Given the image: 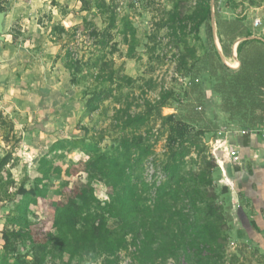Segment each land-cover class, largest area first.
<instances>
[{
	"label": "rangeland",
	"instance_id": "obj_1",
	"mask_svg": "<svg viewBox=\"0 0 264 264\" xmlns=\"http://www.w3.org/2000/svg\"><path fill=\"white\" fill-rule=\"evenodd\" d=\"M0 1L6 13L5 41L0 44V155H13L10 171L17 187L32 186L38 160L54 142L87 136L100 141L103 152L112 153L126 134L116 119L146 114L150 108L149 124L141 132L152 150L143 165L144 179L151 186L165 178L168 127L158 119V109L164 117L174 115L196 132H204L197 137L200 157L192 147L185 159L187 171L198 172L202 157L214 156L220 139L264 129V0H211V21L199 30L195 25L200 0H116L106 14L96 7L100 0H89L87 12L80 0ZM177 2L182 18L173 21ZM112 16L111 40L100 45L93 32L104 31ZM258 20L261 25L256 26ZM126 21L136 29L134 51ZM57 25L69 30L62 38L53 33ZM239 46L244 64L238 58ZM67 53L83 65L75 83L65 68ZM256 57L262 69L253 66ZM103 62L131 81L109 83L104 76L99 78ZM104 88L112 90L113 97L89 114L86 101ZM85 159L74 151L56 164L66 168ZM212 178L215 205L223 216L219 228L227 240L218 264H264V250L248 240L233 209L221 199L218 168ZM62 182L51 177L50 197ZM100 189L99 198L106 200L105 189ZM16 202L0 203V254L1 234ZM31 219L37 220L34 215ZM20 252L31 258L28 245H21ZM133 254L134 248L120 253L118 264H137ZM66 258L54 252L45 264H64ZM72 264L108 263L93 255Z\"/></svg>",
	"mask_w": 264,
	"mask_h": 264
},
{
	"label": "trees",
	"instance_id": "obj_2",
	"mask_svg": "<svg viewBox=\"0 0 264 264\" xmlns=\"http://www.w3.org/2000/svg\"><path fill=\"white\" fill-rule=\"evenodd\" d=\"M116 0H100L97 9L106 14ZM82 11H89V0H80ZM177 2L171 19L182 18ZM0 1V10L5 11ZM200 15L195 29L212 18L211 0H200ZM115 25L112 16L109 26L102 32H93L99 44L111 40ZM130 51L137 43L136 29L125 22ZM63 25L53 33L59 38L67 34ZM13 40L16 36L11 34ZM238 58L244 64L243 46L238 48ZM65 68L77 82L82 72V62L66 55ZM247 61V59H246ZM260 66L256 59L252 63ZM98 65V64H97ZM99 78L114 83L131 81L119 76L108 62H103ZM113 97L110 89L95 91L86 101V111H99L102 103ZM167 105V103H166ZM162 107H165L164 105ZM152 108L146 114L118 117L116 123L126 132L119 146L112 153H105L100 141L92 138L62 139L54 142L38 160L32 186L27 189L17 183L10 171L13 155H0V203L16 202L15 210L8 216L1 234L3 253L0 264H45L54 252L67 256L64 264L76 259L96 255L108 264H118L119 255L134 248L133 259L137 264H218L227 240L219 228L223 216L215 205L213 171L218 168L214 156H203L198 172L185 169V159L191 148L201 155L196 132L176 116L164 117L158 109V119L168 127L167 151L164 162V181L151 186L145 181L144 163L152 155L147 137L141 132L150 121ZM88 134L89 130H85ZM194 140V141H193ZM83 154L86 159L72 162L64 168L56 160H64L71 152ZM52 176L62 180L58 192L50 197L48 183ZM100 186L105 189L106 200L101 201ZM36 213L42 215L38 218ZM37 219L33 221L31 216ZM21 245L31 247V258L20 252Z\"/></svg>",
	"mask_w": 264,
	"mask_h": 264
},
{
	"label": "crops",
	"instance_id": "obj_3",
	"mask_svg": "<svg viewBox=\"0 0 264 264\" xmlns=\"http://www.w3.org/2000/svg\"><path fill=\"white\" fill-rule=\"evenodd\" d=\"M217 147L222 185L221 199L232 208L248 240L264 250V129L250 134L228 135ZM235 152L234 157L230 154Z\"/></svg>",
	"mask_w": 264,
	"mask_h": 264
},
{
	"label": "water",
	"instance_id": "obj_4",
	"mask_svg": "<svg viewBox=\"0 0 264 264\" xmlns=\"http://www.w3.org/2000/svg\"><path fill=\"white\" fill-rule=\"evenodd\" d=\"M5 17H6V13L0 10V44L5 41V36H4Z\"/></svg>",
	"mask_w": 264,
	"mask_h": 264
},
{
	"label": "built area",
	"instance_id": "obj_5",
	"mask_svg": "<svg viewBox=\"0 0 264 264\" xmlns=\"http://www.w3.org/2000/svg\"><path fill=\"white\" fill-rule=\"evenodd\" d=\"M255 25L256 26H259V25H261V21L260 20H258V21H256V23H255ZM226 140H219L218 142H217V145H218V147H221V146H225L226 145ZM234 157L235 156V152H232L231 154H230V157ZM217 163H218V161H217Z\"/></svg>",
	"mask_w": 264,
	"mask_h": 264
}]
</instances>
